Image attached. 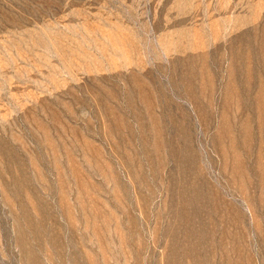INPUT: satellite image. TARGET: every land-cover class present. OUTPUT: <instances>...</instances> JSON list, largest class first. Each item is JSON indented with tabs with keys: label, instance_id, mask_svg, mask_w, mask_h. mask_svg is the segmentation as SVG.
<instances>
[{
	"label": "rangeland",
	"instance_id": "rangeland-1",
	"mask_svg": "<svg viewBox=\"0 0 264 264\" xmlns=\"http://www.w3.org/2000/svg\"><path fill=\"white\" fill-rule=\"evenodd\" d=\"M0 264H264V0H0Z\"/></svg>",
	"mask_w": 264,
	"mask_h": 264
}]
</instances>
